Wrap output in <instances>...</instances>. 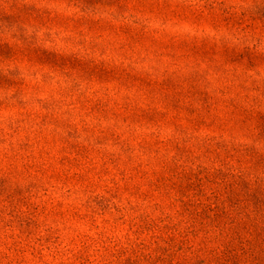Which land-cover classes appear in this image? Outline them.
<instances>
[{
    "label": "rangeland",
    "instance_id": "374dc122",
    "mask_svg": "<svg viewBox=\"0 0 264 264\" xmlns=\"http://www.w3.org/2000/svg\"><path fill=\"white\" fill-rule=\"evenodd\" d=\"M0 264H264V0H0Z\"/></svg>",
    "mask_w": 264,
    "mask_h": 264
}]
</instances>
